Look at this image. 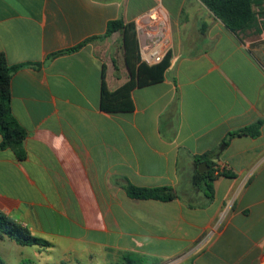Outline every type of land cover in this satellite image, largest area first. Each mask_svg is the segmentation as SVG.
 <instances>
[{
    "label": "crops",
    "instance_id": "crops-1",
    "mask_svg": "<svg viewBox=\"0 0 264 264\" xmlns=\"http://www.w3.org/2000/svg\"><path fill=\"white\" fill-rule=\"evenodd\" d=\"M154 7L171 39L164 77L132 90V111H105L103 83L116 91L131 77L108 25L136 30ZM0 53L26 65L10 107L27 131L23 158L0 148V209L49 242L36 257L264 264V125L228 139L264 121V31L234 33L201 0H0ZM203 162L231 174L215 177L211 199L193 183ZM127 183L177 197L131 198Z\"/></svg>",
    "mask_w": 264,
    "mask_h": 264
},
{
    "label": "trees",
    "instance_id": "trees-1",
    "mask_svg": "<svg viewBox=\"0 0 264 264\" xmlns=\"http://www.w3.org/2000/svg\"><path fill=\"white\" fill-rule=\"evenodd\" d=\"M208 9L219 18L225 26L234 33L253 32L260 35L264 31V0H201ZM121 31L124 40L125 61L130 72V79L116 91H109L103 83L101 108L108 112H129L134 109L131 97L132 90L137 86L148 85L160 81L164 77V72L169 65V55L157 65L149 66L140 60V45L137 38L134 23H124L122 20L112 21L108 25L106 36L114 32ZM82 46L67 50L76 51ZM26 65L11 66L5 54L0 53V133L2 141L0 148H12L17 152L19 158L24 157L23 142L27 136V131L14 118L11 102V78L17 69ZM264 121L260 120L246 126L236 132L229 134V138L234 136L260 135ZM227 140L223 146L227 145ZM225 169L215 175L214 169L200 174L196 173L193 183L202 189L211 199L213 194L212 181L217 176H230ZM127 195L136 199H153L160 201H171L177 194L170 187L142 188L132 184H126ZM8 238L21 246L48 247L49 242L31 234L29 229L18 225L8 215L0 209V239ZM0 264L6 262L0 257ZM20 264H34L30 260H24ZM111 264H151L146 256L131 253H120L117 260Z\"/></svg>",
    "mask_w": 264,
    "mask_h": 264
},
{
    "label": "built area",
    "instance_id": "built-area-1",
    "mask_svg": "<svg viewBox=\"0 0 264 264\" xmlns=\"http://www.w3.org/2000/svg\"><path fill=\"white\" fill-rule=\"evenodd\" d=\"M160 10L156 7L150 9L136 20V31L141 39L140 60L153 66L160 64L171 48L169 29ZM215 175L220 174L224 168L214 166Z\"/></svg>",
    "mask_w": 264,
    "mask_h": 264
},
{
    "label": "rangeland",
    "instance_id": "rangeland-1",
    "mask_svg": "<svg viewBox=\"0 0 264 264\" xmlns=\"http://www.w3.org/2000/svg\"><path fill=\"white\" fill-rule=\"evenodd\" d=\"M8 240V243H2L0 241V257L6 262V264H20L24 260L33 261L35 264L57 263V257L61 256L60 251H55L50 254L51 259H39L36 257L39 247L37 246H21L17 245L14 241ZM44 249V248H43ZM48 254L43 253V258H46ZM118 258V254L109 255L108 259L104 262L95 260L94 264H111ZM71 264H85V262H76Z\"/></svg>",
    "mask_w": 264,
    "mask_h": 264
},
{
    "label": "water",
    "instance_id": "water-1",
    "mask_svg": "<svg viewBox=\"0 0 264 264\" xmlns=\"http://www.w3.org/2000/svg\"><path fill=\"white\" fill-rule=\"evenodd\" d=\"M209 170V166L207 165V163L203 162L200 164V167H199V172L200 173H204L206 171Z\"/></svg>",
    "mask_w": 264,
    "mask_h": 264
}]
</instances>
